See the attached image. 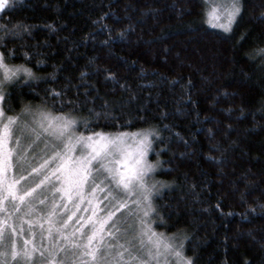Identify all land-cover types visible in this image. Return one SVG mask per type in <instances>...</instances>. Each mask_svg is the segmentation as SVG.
<instances>
[{"label":"trees","instance_id":"16d2710c","mask_svg":"<svg viewBox=\"0 0 264 264\" xmlns=\"http://www.w3.org/2000/svg\"><path fill=\"white\" fill-rule=\"evenodd\" d=\"M237 1L227 31L209 23L208 0L0 10V52L31 70L5 87L4 113L51 110L85 133L150 130L154 227L192 264H264V0ZM122 212L108 228L130 229L136 248L138 216L116 224Z\"/></svg>","mask_w":264,"mask_h":264},{"label":"rangeland","instance_id":"374dc122","mask_svg":"<svg viewBox=\"0 0 264 264\" xmlns=\"http://www.w3.org/2000/svg\"><path fill=\"white\" fill-rule=\"evenodd\" d=\"M208 2L209 23L215 26L225 22L233 3L238 4L237 0ZM213 8L220 16L219 20L209 15ZM0 56L3 63L15 72L11 79L4 80V71L0 68V81H3L0 92L4 94L9 82L27 73L16 71L18 67L7 64L1 52ZM2 101L3 95L0 98L3 113L0 120L6 122L8 116L3 111ZM14 117L17 120L11 126L10 135L0 144V159L3 154L10 153L8 159L0 163V169H3L0 171V264H140L141 260H147L148 264H180L174 252L179 250L185 257L181 247L173 237L157 231L152 220L157 166L150 159L153 134L150 130L85 133L69 115L35 108ZM64 118L74 123L62 133L60 125ZM145 132L151 144L146 154L140 157L141 139ZM96 133L103 136L97 137ZM81 136L85 142L76 144L64 159L53 156L57 151L64 153L69 137ZM89 136H92V141L87 140ZM28 137L30 142L26 143ZM89 143L97 151L88 147ZM19 146L26 147L25 155L19 158L25 161L23 157H29L27 167L30 170L26 173L20 172L15 163ZM33 147L40 148L29 155L28 151ZM85 160L89 162V175L77 189L70 185L77 182L78 166ZM145 162L152 167L143 174L141 185L135 174L139 164ZM40 165L44 166L38 167ZM33 168L38 170L33 172ZM45 176L48 179L44 184L36 187ZM121 176L130 180L127 188L119 183ZM9 184H12L11 192ZM69 194L71 199H68ZM145 195L148 200L144 199ZM121 204L124 207H120ZM120 211L123 212L116 218V224L124 220L122 217L131 219L134 214L138 216L140 227L134 236L138 240L136 248L130 241V229L108 228ZM93 232L97 235L89 242ZM157 242L160 255L155 259L148 257V250L155 255ZM165 243L172 247L165 248ZM93 251H96L97 259L88 255Z\"/></svg>","mask_w":264,"mask_h":264},{"label":"snow or ice","instance_id":"6c2138e0","mask_svg":"<svg viewBox=\"0 0 264 264\" xmlns=\"http://www.w3.org/2000/svg\"><path fill=\"white\" fill-rule=\"evenodd\" d=\"M8 3H9V0H0V9L5 8L8 5ZM239 11H240V7L238 6V4L233 3L232 10L228 11V13H227V19L225 20L224 23L220 24L219 26L223 27L226 31L229 30V28L231 27L232 20L235 18L236 13H238ZM209 15L211 17H213L215 20L220 19V16L216 15L215 8H213L212 12H210ZM0 68H2L4 71V80L11 79V77L15 74V72H13V70L9 69L8 66L3 63L2 56H0ZM20 70L31 75L30 69H27V68L16 69V71H20ZM2 83H3V81H0V84H2ZM2 95H3L2 92H0V98H2ZM2 116H3V113H2V110H0V117H2ZM53 119H55V118H53ZM16 120H17V117H14V116H8L6 122H4L3 120H0V144H2L7 139V137L10 135L11 126L15 123ZM72 123H74V121L68 120L67 118H64L63 122L60 125L61 132L63 133V131L66 130ZM95 136L102 137L103 134L96 133ZM87 140L92 141V136H89L87 138ZM84 142H85V138L83 136L77 137L75 139H73L72 137H69L68 143H66L64 145V150H65L64 153L62 154L59 151H57V152L53 153V156H59L61 159H64L65 156L73 150V148L76 144H81ZM150 144H151V141L148 139V133L145 132L142 136V139H141L142 148L140 149V157H143L146 154ZM88 147H92L93 151H97V149L91 143L88 144ZM9 155H10V153L3 154L2 159H0V163L7 160ZM49 159H51V157ZM44 163L46 164L47 161H45ZM88 163L89 162L87 160H85L79 164L77 172H76L77 182L72 183L70 186H73V187H76L77 189H79V187L83 184V182L85 180H87L88 175H89ZM43 166L44 165H40L38 167H43ZM61 167H63V165H61ZM151 167L152 166L150 164H147L146 162L139 164V168L135 174V179L139 180L141 182V185H143V174L150 171ZM2 170L3 169H0V171H2ZM37 170H38L37 168L32 169L33 172H36ZM47 179H48V177L45 176L43 180H40V183L37 184L36 187H40V185L44 184L45 180H47ZM119 183H122L124 185V187L127 188L128 184L130 183V180L121 176ZM8 189L11 192L12 184L8 185ZM31 191H32V189H29V192H31ZM71 198H72V196H71V194H69L68 199H71ZM144 199L148 200L149 197L147 195H145ZM120 207H124V205L121 204ZM148 207H149V210H151L150 204ZM111 215H112V213H109V216H111ZM145 215H147V212H145ZM68 219H71V216H69ZM65 223H67V221H65ZM86 223H87V221H86ZM96 235H97V233L93 232L92 235L89 236V238H88L89 242H91L93 237H95ZM164 247L165 248H171L172 246L170 244L165 243ZM13 255H15V253H13ZM88 255L91 256L93 259L98 258L96 251L89 252ZM159 255H160L159 242H157V251H156L155 255L153 254V252L151 250H148L147 256L155 259ZM174 255H176L179 258L180 264H192L191 260L183 257L179 250H176L174 252ZM140 264H148V261L147 260H141Z\"/></svg>","mask_w":264,"mask_h":264}]
</instances>
